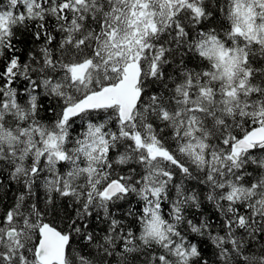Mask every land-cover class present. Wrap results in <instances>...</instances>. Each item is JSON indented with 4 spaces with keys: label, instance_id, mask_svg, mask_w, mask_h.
Returning <instances> with one entry per match:
<instances>
[{
    "label": "snow or ice",
    "instance_id": "6c2138e0",
    "mask_svg": "<svg viewBox=\"0 0 264 264\" xmlns=\"http://www.w3.org/2000/svg\"><path fill=\"white\" fill-rule=\"evenodd\" d=\"M0 264H264V0H0Z\"/></svg>",
    "mask_w": 264,
    "mask_h": 264
}]
</instances>
